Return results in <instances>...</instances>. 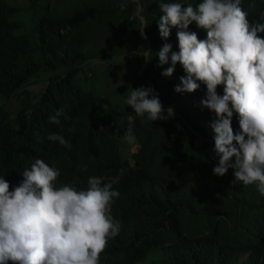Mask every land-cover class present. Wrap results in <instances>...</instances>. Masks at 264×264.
<instances>
[{
	"label": "trees",
	"instance_id": "trees-1",
	"mask_svg": "<svg viewBox=\"0 0 264 264\" xmlns=\"http://www.w3.org/2000/svg\"><path fill=\"white\" fill-rule=\"evenodd\" d=\"M37 1L27 0L24 8L37 17L27 19L24 30L14 17L20 8L0 0V178L9 191L36 159L60 170L58 188L86 190L90 176L105 182L119 176L113 188L120 195L113 199L111 216L120 231L108 240L100 264H264V196L255 184L234 180L231 168L222 177L213 174L219 159L213 130L209 140L194 143L196 132L205 136L204 122L215 119L200 104L206 86L197 81L196 91L175 92L186 75L179 62L171 77L161 75L179 48L176 28L166 39L159 34L160 0ZM165 2L196 7L201 0ZM240 7L250 26L264 23V0H241ZM187 31L206 39L195 22ZM257 35L264 38V32ZM145 39L150 62L140 54ZM165 43L172 45L169 63L160 67L156 53ZM122 52L133 60L120 65L126 59ZM96 57H106L96 65L97 75L112 69L124 96L127 89L139 88L137 82L146 87L147 79L165 115L172 107V117L151 122L146 114L137 116L132 108L78 85L80 72L84 78L85 68L92 69L86 60ZM140 66V73L134 72ZM43 76L37 93L25 88ZM216 91L223 95V85ZM61 108L69 119L60 117L58 126L50 117ZM130 124L137 140L133 151L124 140ZM231 127L240 131L235 112ZM50 134L62 135L71 148L49 141Z\"/></svg>",
	"mask_w": 264,
	"mask_h": 264
},
{
	"label": "clouds",
	"instance_id": "clouds-1",
	"mask_svg": "<svg viewBox=\"0 0 264 264\" xmlns=\"http://www.w3.org/2000/svg\"><path fill=\"white\" fill-rule=\"evenodd\" d=\"M240 3L201 0L193 7L160 0L163 15L158 22L159 34L166 39L176 28L179 48L171 52V66L161 75L171 77L179 62L186 75L180 77L175 92L192 93L200 83L206 86L200 104L215 114L210 127L214 132L213 151L219 159L213 174L222 177L231 168L234 180L255 184L264 196V38L257 35L264 32V23L250 26ZM125 7L126 3H121V10ZM193 22L206 31V39L187 31ZM171 48L165 43L156 53L158 66L169 63ZM140 54L150 62V49ZM220 85L223 95L216 91ZM126 104L137 116L146 114L151 122L173 115L171 106L165 115L158 96L144 86L132 89ZM233 112L239 117L237 133L231 127ZM62 116L69 119L63 108L50 117V122L61 126ZM47 139L71 148L60 134H50ZM124 140L129 145L137 143L131 124ZM86 171V166L81 169ZM60 174L59 169L36 159L12 191L0 178V264H100L108 240L120 231L111 216L113 199L120 195L113 186L120 178L105 182L104 177L90 176L87 189L78 190L69 185L58 188Z\"/></svg>",
	"mask_w": 264,
	"mask_h": 264
},
{
	"label": "rangeland",
	"instance_id": "rangeland-1",
	"mask_svg": "<svg viewBox=\"0 0 264 264\" xmlns=\"http://www.w3.org/2000/svg\"><path fill=\"white\" fill-rule=\"evenodd\" d=\"M6 1L11 5H14V6H17L20 8V11L16 12L14 17L18 18L22 22V28L24 30H25V28L28 27L27 19H33V22H34V20L37 17V12L34 13V15H32L33 13L31 12V10L29 8L28 9L24 8L26 3H27V0H6ZM37 2H41V0L37 1ZM33 34H34V32H33ZM119 56L120 57L126 56V59L128 58L125 52H122ZM105 59H106V57H104V58L103 57H96V58H91L89 60H86L87 66L91 67L92 69L88 70V68L87 69L85 68V70H86L85 75L86 76L83 78V74H82V72H80L79 79L76 81H77L78 85H80L81 87H85V88H88L87 86L92 87V89L96 93H99L101 95H104V94L107 95V97L110 99V101L112 103H118L119 106L130 109L131 107L126 104L125 97L130 95L131 90L127 89L125 91V96H124V94H122L121 91L119 92L118 87L121 85L120 84L121 82L113 80V77L110 76V72L112 71V69H109V71L107 69L106 73H105L106 75H102V76L97 75V72L100 69V66L98 67L96 65H99ZM126 59L122 58V60H120L119 64L123 65V63H127L128 60H126ZM119 69L115 72V74L119 73V71H120ZM140 69H141V67L140 68L136 67L134 72L140 73ZM144 81H146V83H147L146 87L152 89L151 84L148 82V80L144 79ZM44 83H45V79L43 76L41 79L37 80L36 82H32L30 84H27L25 86V88L30 90L32 93H37V91L42 89V86L44 85ZM138 83L139 82H137V84L135 86L141 87V84H138ZM153 93H154V91H153ZM210 124H211V122H204L205 130H206L205 136L201 137L197 132L195 133V135H196V139L194 140L195 144H197L198 141H200L202 139L209 140V136H210L211 131H212ZM128 148H129V151H133L135 149V146L129 145ZM151 251H154V249L150 250L149 252H151ZM156 253L160 254L161 251H157ZM133 264H138V263L134 262ZM146 264H153V263L150 261H147Z\"/></svg>",
	"mask_w": 264,
	"mask_h": 264
},
{
	"label": "crops",
	"instance_id": "crops-1",
	"mask_svg": "<svg viewBox=\"0 0 264 264\" xmlns=\"http://www.w3.org/2000/svg\"><path fill=\"white\" fill-rule=\"evenodd\" d=\"M140 19H141V17H140ZM142 20V19H141ZM143 36L145 37V35L143 34ZM147 40V39H146ZM144 49H145V45H144ZM144 51V50H143ZM131 59L133 60V58L131 57ZM131 59H129V57H128V59L127 60H131ZM144 59V58H143ZM143 62V61H142ZM143 64L141 63V66H142ZM140 66V67H141Z\"/></svg>",
	"mask_w": 264,
	"mask_h": 264
},
{
	"label": "water",
	"instance_id": "water-1",
	"mask_svg": "<svg viewBox=\"0 0 264 264\" xmlns=\"http://www.w3.org/2000/svg\"><path fill=\"white\" fill-rule=\"evenodd\" d=\"M147 50V40L145 39V49H144V51H146ZM144 63V59H143V62H142V64Z\"/></svg>",
	"mask_w": 264,
	"mask_h": 264
},
{
	"label": "built area",
	"instance_id": "built-area-1",
	"mask_svg": "<svg viewBox=\"0 0 264 264\" xmlns=\"http://www.w3.org/2000/svg\"><path fill=\"white\" fill-rule=\"evenodd\" d=\"M131 55V53H127V57H129Z\"/></svg>",
	"mask_w": 264,
	"mask_h": 264
}]
</instances>
